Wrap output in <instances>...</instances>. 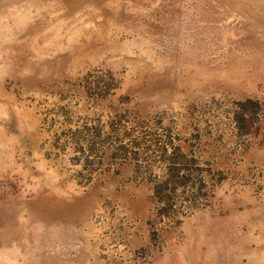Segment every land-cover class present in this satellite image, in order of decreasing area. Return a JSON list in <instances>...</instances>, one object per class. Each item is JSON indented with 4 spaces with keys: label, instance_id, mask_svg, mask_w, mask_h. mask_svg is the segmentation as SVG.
Instances as JSON below:
<instances>
[{
    "label": "rangeland",
    "instance_id": "374dc122",
    "mask_svg": "<svg viewBox=\"0 0 264 264\" xmlns=\"http://www.w3.org/2000/svg\"><path fill=\"white\" fill-rule=\"evenodd\" d=\"M0 264H264V0H0Z\"/></svg>",
    "mask_w": 264,
    "mask_h": 264
},
{
    "label": "crops",
    "instance_id": "0c3cea01",
    "mask_svg": "<svg viewBox=\"0 0 264 264\" xmlns=\"http://www.w3.org/2000/svg\"><path fill=\"white\" fill-rule=\"evenodd\" d=\"M146 241H147V236H143V237H136L135 239H132L129 242L132 247H135L136 245L138 246L140 244L146 243Z\"/></svg>",
    "mask_w": 264,
    "mask_h": 264
}]
</instances>
